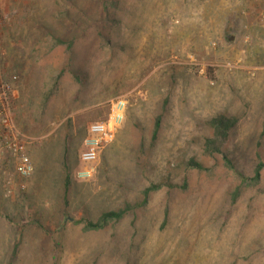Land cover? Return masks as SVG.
Here are the masks:
<instances>
[{
	"label": "rangeland",
	"instance_id": "rangeland-1",
	"mask_svg": "<svg viewBox=\"0 0 264 264\" xmlns=\"http://www.w3.org/2000/svg\"><path fill=\"white\" fill-rule=\"evenodd\" d=\"M0 8V72L34 164L24 191L0 190V264H264V0ZM120 96L122 128L74 182L87 124ZM218 116L236 123L208 151Z\"/></svg>",
	"mask_w": 264,
	"mask_h": 264
},
{
	"label": "built area",
	"instance_id": "built-area-1",
	"mask_svg": "<svg viewBox=\"0 0 264 264\" xmlns=\"http://www.w3.org/2000/svg\"><path fill=\"white\" fill-rule=\"evenodd\" d=\"M10 84L0 72V190L6 198L25 189L23 182L34 173L33 163L26 152L25 137L17 130L10 112ZM127 97L110 101L106 120L87 124L77 155V165L71 175L77 183L93 180L102 152L114 141L125 122ZM13 166V175L6 165Z\"/></svg>",
	"mask_w": 264,
	"mask_h": 264
},
{
	"label": "trees",
	"instance_id": "trees-1",
	"mask_svg": "<svg viewBox=\"0 0 264 264\" xmlns=\"http://www.w3.org/2000/svg\"><path fill=\"white\" fill-rule=\"evenodd\" d=\"M235 123H236L235 118H227L225 116H218V117L212 119L209 122V125L213 129V137L211 139H207V141H206L207 150L208 151H212V150L213 151H220L219 148L221 147L222 144H224L226 142L230 131L235 126ZM158 124H159V119H157L155 122L154 131H153L154 135L156 134V132L158 130V127H159ZM190 163H191V165L192 164L194 165L193 162H190ZM194 166H196V164ZM226 166L230 170H235L234 167L230 164V162L228 160H227ZM262 167H263V165H261V164L257 165V167L255 169L256 177H257V173L259 172V170ZM154 189H157V186H150L143 191V197L144 198H143V202L141 203V205L146 203L149 192L153 191ZM238 191H239V189H236L234 191L233 198H235L238 195ZM137 206H139V205H137ZM127 211H128V209L125 208V209L117 210L114 212L103 213L99 217L97 222H95V223L88 222L85 225V229L86 230L101 229V228L105 227L110 221L120 220Z\"/></svg>",
	"mask_w": 264,
	"mask_h": 264
},
{
	"label": "crops",
	"instance_id": "crops-1",
	"mask_svg": "<svg viewBox=\"0 0 264 264\" xmlns=\"http://www.w3.org/2000/svg\"><path fill=\"white\" fill-rule=\"evenodd\" d=\"M1 11H2V10H1V8H0V14L3 13V11H2V12H1ZM33 166H34V164H33Z\"/></svg>",
	"mask_w": 264,
	"mask_h": 264
}]
</instances>
